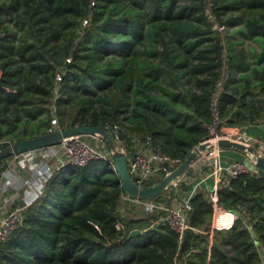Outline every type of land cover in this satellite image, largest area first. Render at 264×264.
<instances>
[{
    "label": "trees",
    "instance_id": "1",
    "mask_svg": "<svg viewBox=\"0 0 264 264\" xmlns=\"http://www.w3.org/2000/svg\"><path fill=\"white\" fill-rule=\"evenodd\" d=\"M53 102L61 127L118 125L182 160L216 120L264 123V0H0V148L50 131ZM253 164L213 192L234 224L212 226L199 186L182 240L158 213L123 215L114 162L61 166L0 242V264H264Z\"/></svg>",
    "mask_w": 264,
    "mask_h": 264
},
{
    "label": "built area",
    "instance_id": "2",
    "mask_svg": "<svg viewBox=\"0 0 264 264\" xmlns=\"http://www.w3.org/2000/svg\"><path fill=\"white\" fill-rule=\"evenodd\" d=\"M210 16L213 20L211 14ZM214 28L224 32L226 25L215 23ZM58 79H62L61 74H58ZM52 107L54 116L50 130L61 127L56 114L55 102H53ZM119 128L118 125H115L109 131L113 135L115 143L119 142V144L116 143L117 147L126 153L132 177L140 186L145 187L158 182L183 161L166 153L160 145L154 143L151 136L143 137L138 133H129V139L125 141L124 137L122 140L119 136ZM210 129L211 134L205 140H217L221 136L230 137L255 145L264 155V138L248 131V126H228L227 128H220V130L216 120ZM221 151L222 149L218 147L207 150L185 175L172 181L163 192L154 196L143 197L131 196L125 191L122 194V202H128L133 209L141 207L146 213H158V220L168 223L179 233L182 240L186 231L193 228L190 223V211L193 208L191 198L198 187V183L195 184L192 189H188L189 195L185 196L182 193L185 181L197 177L208 166L211 171L210 174L216 177V185L211 193L215 207L212 226L214 228H229L238 218V214L217 202L213 192L226 186L240 172L250 170V164L246 161L231 160L227 165H223ZM111 152L112 149L105 136L101 133H94L65 137L58 144L15 154L14 166L11 165L10 168H6L0 176V242L5 240L20 225L23 219L22 208L43 195L45 183L56 169L68 164H85L93 158H106V155ZM250 155L249 157L255 165L256 157ZM22 169H29L27 172L29 176L24 178L21 188L16 184L15 178ZM34 185L40 188L41 193L38 192L33 198L28 199L26 192H31ZM20 197L23 198L22 204L12 208L13 202ZM122 226V223L119 222L118 227L121 228ZM172 264H188V262L184 256L177 254Z\"/></svg>",
    "mask_w": 264,
    "mask_h": 264
},
{
    "label": "water",
    "instance_id": "3",
    "mask_svg": "<svg viewBox=\"0 0 264 264\" xmlns=\"http://www.w3.org/2000/svg\"><path fill=\"white\" fill-rule=\"evenodd\" d=\"M94 133L103 134L109 141L112 152L106 155V159L115 163V168L121 178L123 187L125 191H127L131 196L150 197L163 192L172 181L180 176L185 175L191 169L192 165L201 156H203L207 150H212L216 147L222 150L233 149L238 151H246L256 157L255 166L264 171V155L260 153L255 145L247 144L230 137L221 136L217 138V140H203L171 173L164 176L158 182L143 187L136 183L133 179L129 169L126 153L117 147L113 135L110 133L108 127L105 124L65 126L50 130L38 136L15 140L8 146L0 148V159H4L26 151L58 144L65 137ZM119 136L122 140L125 137L122 127L119 128Z\"/></svg>",
    "mask_w": 264,
    "mask_h": 264
},
{
    "label": "crops",
    "instance_id": "4",
    "mask_svg": "<svg viewBox=\"0 0 264 264\" xmlns=\"http://www.w3.org/2000/svg\"><path fill=\"white\" fill-rule=\"evenodd\" d=\"M222 127L227 128L228 126L223 125ZM248 131H250L254 134H257V135L261 136L262 138H264V123L249 125ZM239 153H241L243 158L248 160L247 161L248 164L253 163L249 156H247V155L245 156L243 154V153H245L244 151H238V150H233V149H224L221 151L222 164L227 165L231 160H240L241 157H239L240 156ZM224 161H227L228 163L226 164V163H224ZM244 161H246V160H244ZM255 167L256 166L253 164L252 168H255ZM210 172H211L210 168L208 166H206V168H204V170L197 177L185 181L184 187L188 190V186L191 185V189H192L195 186V184L198 183V185H197L198 187L201 186L207 192L212 193V191L216 185V177L214 175L210 174ZM24 175H25L24 177H28L29 173H25ZM21 183H22L21 181L20 182H18V180L16 181V184L18 185V187H20ZM22 202H23L22 197L16 198V200L13 202L11 207L15 208L16 206H20L22 204Z\"/></svg>",
    "mask_w": 264,
    "mask_h": 264
},
{
    "label": "rangeland",
    "instance_id": "5",
    "mask_svg": "<svg viewBox=\"0 0 264 264\" xmlns=\"http://www.w3.org/2000/svg\"><path fill=\"white\" fill-rule=\"evenodd\" d=\"M232 29V28H231ZM224 34H227V33H225V32H223ZM231 39H238V38H241V36L240 35H237V36H231L230 37ZM247 40H245V43L244 44H247L248 42H246ZM239 44V46L242 44V43H238ZM253 44L254 45H256V46H258L257 45V42H253ZM220 86H222V85H220ZM66 126H70L69 124L68 125H66ZM223 127H221V129H222ZM214 129H215V131H216V128L214 127ZM220 129V130H221ZM219 130V131H220ZM245 153H243L245 156L247 155V156H251L248 152H246V151H244ZM239 157H241L240 158V160L241 161H244V160H246V162L248 161L247 159H245V158H243V156L241 155V153H239ZM52 162H53V160H52ZM13 163H14V155H12V156H9V157H7V159H6V161H5V164L7 165L6 166V168H10L11 167V165H13ZM224 163H228L227 161H224ZM248 163V162H247ZM224 165V164H223ZM14 166V165H13ZM21 172H19L18 173V175H17V177L15 178V180L17 181L18 180V182H22L21 184H20V187L22 188L23 187V183H24V174L25 173H27L28 171H29V169H27V170H25V169H22V170H20ZM23 172V173H22ZM21 173V174H20ZM20 174V175H19ZM40 188L38 187V186H33L32 188H31V192H26V193H28V196H26L28 199H31V198H33L34 197V195H36L38 192L39 193H41L40 192V190H39ZM184 189L185 190H183L182 191V193L185 195V196H188L189 195V191L184 187ZM36 190V191H35ZM139 209H133V208H131L130 206H129V203L128 202H126V201H123L122 202V204H121V211H122V213H123V215H134V214H136V215H141V214H145L146 212L141 208V207H138ZM122 223V222H121ZM122 225H123V223H122Z\"/></svg>",
    "mask_w": 264,
    "mask_h": 264
}]
</instances>
